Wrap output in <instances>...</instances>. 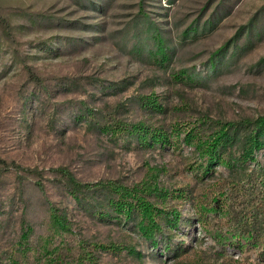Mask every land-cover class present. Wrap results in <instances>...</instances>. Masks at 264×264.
<instances>
[{
	"label": "rangeland",
	"instance_id": "374dc122",
	"mask_svg": "<svg viewBox=\"0 0 264 264\" xmlns=\"http://www.w3.org/2000/svg\"><path fill=\"white\" fill-rule=\"evenodd\" d=\"M0 13L1 264L56 251L62 264H264V146L241 153L264 115V0H0ZM147 165L166 211L155 243L98 184H135ZM58 166L90 186L74 195Z\"/></svg>",
	"mask_w": 264,
	"mask_h": 264
},
{
	"label": "trees",
	"instance_id": "16d2710c",
	"mask_svg": "<svg viewBox=\"0 0 264 264\" xmlns=\"http://www.w3.org/2000/svg\"><path fill=\"white\" fill-rule=\"evenodd\" d=\"M0 26L3 29L9 27V22L7 17L0 13ZM27 69L30 71L31 78L36 82H42L43 76L40 75L37 71H34L33 68L29 65ZM252 124L248 135L245 137L244 146L242 149V156L249 157L252 155L255 149H259L264 146V115L259 116L255 119ZM228 123L222 125L216 130L212 137H209L206 140V151L210 154L213 151H216V148L225 143L227 137L229 136L227 131ZM202 146V144H200ZM67 181L68 186L72 189L73 194L77 195L75 192L80 190L82 187H89V182L81 181L77 176H75L71 170L66 166H58L55 168ZM145 172V176L141 178L140 181L135 184L128 185L122 182L119 179H106L100 180L98 182L99 185L105 187L115 193V199L111 200V204L118 211L124 212L125 216H129L131 211L136 210L138 213V218L136 220V226L138 231L151 242L155 243V234L157 230H159L160 225L157 219V216L166 218V211L164 208L156 206L149 198L148 194L156 191L158 189V182L155 180V172L156 167L147 165ZM51 219L53 223L60 228H67V221L65 216L61 214L58 208L54 205H50ZM177 217V213L171 212V217L167 219L169 221V226L172 225L173 219ZM171 221V224H170ZM129 250L137 253L140 252L136 250L134 246H128ZM263 253H264V245H263ZM88 254V262L90 261L89 252ZM82 257H79V264H84ZM64 260V256H62L60 251H56L50 261L46 264H62ZM1 264V263H0ZM5 264H24L16 259H12L10 262Z\"/></svg>",
	"mask_w": 264,
	"mask_h": 264
}]
</instances>
